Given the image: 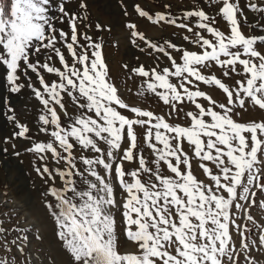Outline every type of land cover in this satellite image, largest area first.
I'll return each instance as SVG.
<instances>
[{"label":"snow or ice","instance_id":"obj_1","mask_svg":"<svg viewBox=\"0 0 264 264\" xmlns=\"http://www.w3.org/2000/svg\"><path fill=\"white\" fill-rule=\"evenodd\" d=\"M212 2L227 31L203 8L185 11L178 22L170 13L135 5L138 15L153 24L186 30L191 36L183 39L200 49L171 40L153 43L135 23L127 25L133 44L143 42L170 62L163 68L130 69L143 80L140 95L151 93L168 106V113L159 115L120 95L109 78L103 43L80 32L86 17L65 3L58 16L52 15L50 0H11L7 16L0 0V70L6 72L10 93L27 87L43 106L39 130L49 139L25 151L43 162L35 171L51 181L42 195L69 264H239L241 256L256 264L251 256L256 241L248 242L251 229L237 212L260 229L264 247V225L246 210L264 194V120L242 122L239 117L249 108L264 111V35L242 30L247 17L239 0ZM86 7L81 0L79 8ZM247 7L264 13V0ZM193 18L194 27L188 22ZM65 22L68 31L57 28ZM95 28L104 30L100 23ZM173 51L180 53L179 60ZM45 74L57 79L48 81ZM233 76L240 79L229 85L226 80ZM201 84L220 90L224 99L217 100ZM65 97L78 114H69ZM186 105L192 110L185 111ZM173 114L187 122H170L166 117ZM7 119L18 129L14 138H29L26 124L13 114ZM137 128L144 130L142 142ZM193 161L206 179L194 175ZM126 164L135 167L129 170ZM118 229L137 246L135 251L118 250ZM8 231L0 226L4 249L14 246L23 254L28 237L8 240ZM0 264L10 262L0 258ZM12 264H17L14 258Z\"/></svg>","mask_w":264,"mask_h":264},{"label":"rangeland","instance_id":"obj_2","mask_svg":"<svg viewBox=\"0 0 264 264\" xmlns=\"http://www.w3.org/2000/svg\"><path fill=\"white\" fill-rule=\"evenodd\" d=\"M2 2L5 5L6 15L10 16L11 0H2ZM82 2L87 5L84 9L79 8L81 0H50V14L58 16L60 3H65L67 8L78 12L82 18L86 17L80 32L87 33L103 43V55L108 66L109 78L119 89L120 95L130 105L152 110L159 115H166L169 111L168 106L151 93L140 95L143 80L133 74L130 69L139 65H144L146 68H163L169 66L170 62L162 54L147 48L143 42L137 41L136 44H133L131 41L134 38L130 36L127 25L135 23L138 30L143 32L153 43L163 45L165 41L171 40L189 50L199 51L200 49L194 43L183 39L185 35L191 36L186 30L167 24H153L138 15L135 5L139 4L150 13L157 11L170 13L178 18V22L183 20L185 11L203 8L209 16L216 17L217 27L224 31L228 30L226 23L217 16L218 5L214 6L212 0H82ZM249 2L259 3V0H239L243 14L247 17L246 21H242V30L246 35H264V29L260 27L264 26V13L253 11L247 7ZM165 5H170V8H165ZM188 22L190 26L194 27L195 18ZM96 23L103 25L104 30L98 31L95 28ZM57 28L68 31L66 22L57 23ZM195 30L199 31V29ZM204 35L211 38L207 33ZM81 43H84L82 38ZM172 54L179 60V52L173 51ZM125 65L127 68L124 67ZM56 66H59L58 62ZM213 71L220 75L218 68H213ZM29 76L32 77L33 82H36V76L30 71ZM45 78L48 81L57 79L54 74H45ZM236 79H240V77L233 76L226 82L232 85ZM21 82L24 80L22 79ZM36 86L39 87L38 82H36ZM200 87L217 100L224 99V94L220 90L203 84ZM65 103L70 115L78 114L73 112V105L68 97H65ZM10 107L14 109V112H9ZM192 108V105H186L184 110H192ZM43 111L42 104L35 98L31 89L25 87L19 94L10 93L6 72L0 70V226L9 230L8 240L16 239L18 236L26 235L28 237L23 254L19 253L14 246L11 247V251H6L0 242V258L9 260L10 264H12L13 258L17 264H25V262L26 264H69V256L55 235L42 195L47 191L51 181L46 183V178H41L35 171V168L43 162L39 161L32 153L25 151L32 143L49 139L48 134L39 130L41 122L38 117ZM57 111H60L59 108ZM10 114L15 115L19 122L29 127L28 139L13 137L14 131L18 129L13 121L7 119ZM166 118L170 122H187L182 116L177 120L175 114ZM239 119L242 122L264 120V111L258 108H249L241 114ZM62 121L67 123L68 117L62 115ZM143 131V129L137 128L141 142ZM6 138H10L7 143H5ZM13 144L16 146L15 149L12 147ZM185 147L187 148V145ZM5 148H7L6 153L3 151ZM15 152H19L20 155L16 156ZM145 155H150L146 148ZM48 163L50 167L54 166L51 159ZM125 166L129 170L135 167L134 164ZM193 172L199 179H206L196 161H193ZM56 183L60 184L58 178ZM255 199L257 201L255 204H246L247 213L254 218L257 225H264V207L260 205V201L264 200V194H259ZM237 218L251 229L248 234V242L251 244V241H256L251 249L252 258L256 264H264V247H261L258 241L260 229L252 227V223L247 220L243 211L237 212ZM117 220H120L119 214H117ZM12 229H22L23 231L18 232ZM37 234L40 239L36 238ZM2 239L3 236L0 235V241ZM136 247L125 238L122 230L118 229V250L124 253L135 251ZM239 264H247L243 256L239 258Z\"/></svg>","mask_w":264,"mask_h":264}]
</instances>
